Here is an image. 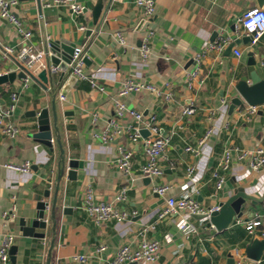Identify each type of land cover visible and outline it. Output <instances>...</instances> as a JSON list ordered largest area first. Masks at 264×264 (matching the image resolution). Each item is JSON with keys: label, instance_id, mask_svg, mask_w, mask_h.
<instances>
[{"label": "crops", "instance_id": "crops-1", "mask_svg": "<svg viewBox=\"0 0 264 264\" xmlns=\"http://www.w3.org/2000/svg\"><path fill=\"white\" fill-rule=\"evenodd\" d=\"M77 1L84 10L80 17L72 15L67 7H45L42 0H21L15 10L17 16L32 27L37 47H42L48 38L65 39L75 43L76 47L83 46L84 73L105 88L101 92L92 88L87 80H78L67 97L61 100L59 93L69 75L62 85L56 87L60 71L58 75L52 74L49 56L43 61L47 66V89L32 80L25 86L19 79L13 84L0 86V105H9L12 91L19 93L12 119L20 133L12 139L0 132V244L7 233L17 236L14 245L18 247L17 264H100L114 257L124 243L137 246L141 240L138 233L155 223L164 205V198L154 191L159 184L171 186L166 194L168 197H180L191 190L193 196L207 206L226 201L239 188L256 198L264 195V169L252 171L237 161L222 191H217L210 181L226 147L254 149L264 145V107L250 120L241 117L236 110L229 114L231 100L237 96L234 86L247 69L248 53L264 52V37L256 46L242 42L230 55L226 53L231 43L245 36L239 18L247 9L259 7L257 0H155L156 14L149 22L135 7L134 0H103L105 6L111 1V6L99 33H95L92 14L98 0ZM80 25L86 30H80ZM89 30L93 31L91 35H87ZM147 30H152L154 36L151 55L144 62L140 48ZM118 32L124 35V44L116 40ZM215 33H218L215 40L223 35L229 43L223 51L205 52ZM6 47L18 51L19 37L11 24L0 18V67H3L2 71L17 72L15 55L9 58L3 55ZM235 49L241 52V57L235 56ZM199 54L205 55L198 64L196 57ZM197 68L199 75L190 89L188 75ZM37 71H40L39 67ZM128 78L151 83L173 94L170 102L157 100L148 92L132 93L124 99L129 107L145 116L157 115L162 133L177 132L160 160L165 171L161 179L152 180L139 173L144 162L142 147L133 145L126 136L104 143L93 134L94 130L102 131L109 121L115 119L116 94ZM54 94L61 145L57 142L58 133L54 131L53 149H50L29 136L36 131V126L27 113L47 108L53 120ZM223 100L227 103L224 104ZM189 106H194L197 113L183 116V109ZM212 109L217 110L214 117L210 115ZM67 111L73 115L66 117L64 113ZM94 115L99 117L96 126L92 125ZM119 122L128 126L133 124V119L126 116ZM208 129H212L211 137L202 146L200 156L192 157L185 151L186 145H197ZM118 144L133 150L134 171L130 175L114 163ZM62 150L66 169L60 179ZM70 160L78 162V168L73 170L76 175L73 180L68 179ZM25 161L32 163L31 173L5 167L8 163ZM191 163L196 171L188 177L186 168ZM50 181L53 184H49ZM124 187L128 190L126 200L121 202L117 196ZM47 189L50 196L44 201L50 203L46 216L48 228L37 230L45 232L46 238L38 240L21 236L19 220L35 216L37 196L43 195ZM88 189L94 191L98 201L111 203L121 211H136L138 215L121 223L109 221L96 225L81 209ZM55 198L57 205L52 221L51 205ZM13 205L16 218L5 222L2 214L11 211ZM247 205L250 207V202ZM66 208L71 212L65 213ZM241 219L244 222L260 219L264 223V203L248 209ZM236 227L245 228L233 223L227 233H222L208 228L201 219L194 217L187 221L180 216L169 218L147 233L149 239L161 244L158 261L134 264H228L230 252L233 253L235 248L245 249V240L241 237L235 242L230 241L229 234ZM52 241L54 246L50 253ZM100 245H106L107 249L96 257L95 249ZM78 255L86 256L88 261L74 260Z\"/></svg>", "mask_w": 264, "mask_h": 264}, {"label": "built area", "instance_id": "built-area-1", "mask_svg": "<svg viewBox=\"0 0 264 264\" xmlns=\"http://www.w3.org/2000/svg\"><path fill=\"white\" fill-rule=\"evenodd\" d=\"M21 0H0V18L8 21L14 28L16 35L19 37L18 51L15 49L6 47L4 50V57L9 58L15 55V61L18 65V71L24 70L27 74V78L24 81L25 86L32 80L30 75L37 76L42 70H46L47 66L43 62L47 56H50L51 52L48 48V43L51 40L47 39L46 43H42V47H37L34 38V31L32 27L26 25L22 19L17 16L15 10L19 6ZM45 7H67L72 15L75 17L82 16L83 7L77 0H42ZM135 7L144 16V20L149 22L156 14V1L155 0H134ZM240 27L243 30L245 36L251 37L250 46H256L264 37V9L261 7H252L247 9L239 18ZM82 31L86 30L83 25L79 26ZM154 33L152 30H147L142 39V46L140 53L144 62L148 60L152 51V39ZM116 40L120 44L125 43L124 35L120 32L116 33ZM229 39L221 35L217 37L215 41L210 43L205 52L211 50L223 51ZM236 57H241L239 50H234ZM203 55L199 54L196 57V61L199 64L202 61ZM21 66V67H20ZM39 67L40 71H37ZM85 68V50L83 46H77L74 50L72 60L69 64L68 78L76 77L77 80H87L92 88L101 92L105 90L104 86L87 76L84 73ZM17 71V72H18ZM9 71L5 70L4 73ZM52 73L58 75L59 70L53 68ZM199 68L194 72L189 73L187 83L188 87L194 85L195 80L198 78ZM33 81V80H32ZM62 85V84H61ZM60 92V91H59ZM148 92L154 95L157 100H164L170 102L173 100V94L170 91L163 90L156 87L151 83H146L134 78L126 79L120 86L116 94L115 103V119H112L106 124V127L102 131H95L94 136L99 138L104 143H111L121 137L126 136L133 145H139L142 147L144 162L139 167V173L143 177H147L152 180L161 179L165 176V171L160 165V160L165 156V152L172 144V141L177 136L176 131H171L168 134H164L161 131L159 119L157 115L145 116L142 112L137 111L127 105L124 99L132 93ZM61 100L64 96L59 93ZM19 100V93L12 91L10 94V103L7 106L0 105V132L5 136L15 139L20 129L15 121L12 119L14 110ZM226 104L227 101L223 100ZM264 107L262 106H250L248 104L237 107L236 111L244 119L250 120L252 117ZM197 113V109L194 106H189L183 109L182 115L186 117L193 116ZM217 114V110H210V115L214 117ZM126 116L133 119L132 125H122L119 120ZM99 122V117L94 115L92 118V125L96 126ZM146 129L149 134L144 137L142 130ZM212 135V129H208L204 136L198 141L197 145H186L185 151L190 153L192 157H199L201 154L202 146L208 141ZM133 150L118 144L117 153L114 160L115 165L120 168L125 174L130 175L134 171L133 163ZM237 161L246 165L252 171H258L264 169V145L258 146L254 149H246L240 147H226L220 157L219 163L213 170L211 179L215 185L217 191H222L225 187L227 176L231 171L234 162ZM5 167L17 172L31 173L32 163L25 161L21 164L8 163ZM196 167L193 163L187 166L186 175L191 177L194 175ZM49 184H53L51 181ZM171 186L167 183L159 184L154 188V191L164 198V205L160 209L157 215V220L154 224L143 228L138 235L141 240L137 246H133L128 243H124L119 247L118 251L108 260H103L100 264H134V263H155L160 257L161 244L159 241L149 239L147 233L149 230L155 228L159 222L165 221L169 218L180 216L183 220L187 221L194 215H204L205 218L201 219L206 225L205 220L209 219L210 214L213 211H217V206H207L199 202L191 193V190H187L183 196H166ZM127 188L121 189L117 196L118 201H125L127 195ZM81 209L85 211L90 219L94 221L96 225H103L109 221H116L117 223L125 222L133 217H136L138 213L126 212L117 209L111 203L98 201L95 193L92 189H88L84 195ZM49 210V209H48ZM16 218V207L13 205L11 211H7L2 214V219L6 222L9 219ZM46 218V222H48ZM234 224L236 226L244 225L248 231L251 239H264V223L259 220H253L244 222L242 219H237ZM196 233V230H195ZM17 236L13 233H7L3 236L0 244V264H13L11 261L10 250L16 244ZM45 244V242H43ZM107 249L106 245H100L95 249L96 257H100L102 253ZM234 264H260L249 260L245 254L244 249L235 248L233 253ZM74 260L81 263H86L88 258L83 255L74 257Z\"/></svg>", "mask_w": 264, "mask_h": 264}, {"label": "water", "instance_id": "water-1", "mask_svg": "<svg viewBox=\"0 0 264 264\" xmlns=\"http://www.w3.org/2000/svg\"><path fill=\"white\" fill-rule=\"evenodd\" d=\"M111 2V1H110ZM105 6L103 0H98L97 4L93 9V24L95 27V33H99L102 27V24L105 21L107 12L110 9L111 3ZM258 6L264 9V0H257ZM93 31L89 30L87 35H91ZM218 36V33H215L211 38L213 42ZM251 37L244 36L241 39L235 40L229 45L226 50L228 55L231 54L233 49L241 44L249 43ZM49 51L51 52L49 59L50 65L52 68L58 69L60 71V76L58 78V84L61 85L64 83L67 74L69 73V64L72 60L76 44L72 43L65 39L59 40H50L48 43ZM21 67V66H20ZM247 69L242 72V75L236 82L234 89L237 92V96L233 97L229 106V114H232L237 107L243 106L244 103L250 106H262L264 105V52L258 54L256 52L248 53V61L246 64ZM3 67H0V86L6 84H13L17 79L25 80L27 74L24 70L21 71H9L4 73L2 71ZM6 70V69H5ZM53 74V73H52ZM32 80L35 82H40L46 89L49 84L47 70H42L37 74V76L30 75ZM43 83H42V82ZM78 82L76 77H70L67 83L64 85L61 95L67 97L69 91L74 87ZM262 112L261 110L259 111ZM52 115L53 120L50 118V111L47 108L34 109L27 113V116L34 120V125L36 126V131L31 133L29 136L35 141L47 146L50 149H53V136L54 131L57 134V142L61 145L60 136H59V127H58V110L56 103V95L54 94L52 100ZM64 115L67 117L72 116V112H65ZM149 132L146 129L142 130V135L146 137ZM68 167V179H76L74 169L78 168V162L75 160H70L67 164ZM66 169V158L65 153L62 150V157L60 163V175L61 179L65 173ZM171 171H166L170 173ZM50 196V190H45L43 195L37 196V212L35 216L26 219L21 218L19 220L20 233L23 237H33L38 240H44L46 238L45 232H37V230H47L48 222H46L47 210L50 208V203L44 201V198ZM250 202V207L248 204ZM264 203V195L260 198H256L250 195H247L244 189L239 188L237 191L230 196L226 201H221L216 203V206L219 208L217 211H213L210 214L209 219L205 220V223L208 228L216 229L218 232H223L228 230L232 224L237 220L241 219L245 212L250 208H255L259 204ZM57 205V199L53 200L51 205V219L55 220V208ZM71 212V209L66 208L65 213ZM196 219L205 218L204 215H194ZM54 246V241H52L50 253L52 252ZM17 246H13L10 250L11 261L13 264H17ZM245 254L249 260H252L257 263H262L264 260V239H251L250 242L245 246ZM29 251H26V255ZM229 260L228 264H234V258L232 253L228 254ZM49 262V261H48ZM30 264V263H29Z\"/></svg>", "mask_w": 264, "mask_h": 264}, {"label": "trees", "instance_id": "trees-1", "mask_svg": "<svg viewBox=\"0 0 264 264\" xmlns=\"http://www.w3.org/2000/svg\"><path fill=\"white\" fill-rule=\"evenodd\" d=\"M59 84L56 86L58 87ZM224 233H227L228 231H223ZM222 232V233H223ZM230 236V241L231 242H235L236 240H238L240 237L242 239H244V243L243 245L246 246V244L250 241L251 236L249 235L248 231L244 228L242 229L241 227H236L235 231H233L232 233L229 234Z\"/></svg>", "mask_w": 264, "mask_h": 264}]
</instances>
